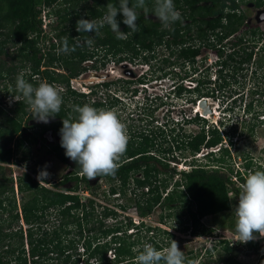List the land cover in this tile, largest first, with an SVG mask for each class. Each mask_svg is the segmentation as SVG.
<instances>
[{
    "label": "trees",
    "instance_id": "1",
    "mask_svg": "<svg viewBox=\"0 0 264 264\" xmlns=\"http://www.w3.org/2000/svg\"><path fill=\"white\" fill-rule=\"evenodd\" d=\"M238 1L173 0L181 19L167 27L163 26L153 13L145 15L142 9H137L138 27L135 32L123 23V15L118 13L117 21L121 31L126 33V38L117 39L116 34L107 25L99 34H95L77 32L76 22L81 17L89 20L101 19L107 11V4L119 7V0H0V54L5 53L4 45L14 46V57L19 61L29 62L28 68L31 71L29 75L45 79L49 84L58 83L63 87V90H59L63 99L59 114L49 117L48 123L37 122L36 125L41 129L35 133L29 131L35 126L29 121L36 119L31 116L22 94L16 92L18 100L14 99L7 109L0 106V264H46L45 256L51 251L45 243L46 238H49L46 240L51 241L57 249L55 259L66 264L65 257L69 258L73 254L64 252L74 247L70 239L63 241L61 237L70 232V227H76L78 234L83 230H94L99 232V236L104 237V240L100 241H93L88 237L81 242V248L86 253L85 264H133L136 253H133L130 244L126 243L124 238L115 234L114 228L111 230L113 233L106 239L110 230L101 221L96 224L90 223L95 203L89 197L82 200L76 192L80 189V183H83V187H91L93 184L80 175L78 164L65 155V149L61 147L60 141L49 144L47 151L70 169L63 172L51 187L41 185L35 177L27 173H21L13 180L2 173L1 163H8L17 152L20 154L18 160L23 159L29 152L27 143L34 140L35 134L41 137L45 130L60 132L63 119L69 118L70 115L75 118L78 115L73 111V106L98 105L86 100L85 93L73 90L68 84L70 78L76 77L84 70L85 65L83 66L82 62L92 57L83 50L87 46V39H92L95 48L100 47L105 50V54L116 57L114 60L117 62L138 54L143 63L150 65L149 61L154 57L157 47L169 50L174 58L167 63L184 73L180 76L181 79L193 72L196 57L201 54L202 48H213L215 54L220 57L227 49L228 52L220 67L226 65L228 61L238 68L247 63L256 64L257 59L254 57L258 53L264 56V44L254 51L253 47L245 46L244 43L250 41L264 43V38L262 39L264 30H259L257 25L242 29L241 26L246 24V15L238 9ZM240 1H249L256 8L264 3V0ZM146 2L150 9L154 6V0ZM132 3L134 0H130V6ZM42 7L50 10L47 15L52 13L56 16L53 24L48 22V31L41 28L39 15ZM85 8L88 14L82 11ZM54 29L55 32L51 31ZM75 36L83 42L77 45ZM230 37L232 38L229 39ZM65 38L69 47L75 46L76 50L57 54ZM223 40L226 44H221ZM52 63L57 66L56 68H60V71L53 69L47 71ZM13 68L12 65L5 66L0 62V73L9 72ZM197 82L196 80L192 88L180 86L179 89L195 93L197 98L209 96L208 91L196 87ZM261 111L264 118V108ZM194 119L195 117L183 118L181 121L185 124ZM221 140L222 137L216 130L210 134L197 133L187 138L183 147L188 148L190 156L187 162L188 169L179 171L170 167L168 162H177L185 158L180 155L170 153L164 156L162 152L156 154L154 150L136 148L126 150L114 177L100 176L95 180L102 179L110 184L108 190L111 194L125 193L130 180L134 183V188L140 189L139 195L133 200L136 215L140 220L135 225L128 223L127 226H130L131 230L132 227L143 225L142 218L151 213L154 207L169 210L167 216L172 214L171 209L180 207L184 208L185 221L188 222L184 229L189 227L192 234H203V229L197 230L200 225L198 216L228 210L230 200L227 188L240 193L233 187L231 177L217 167L194 163V155L200 147L210 148L219 144L216 151H226L225 147H221ZM216 151L208 150L204 155L208 157ZM172 172L177 178L169 185ZM135 173L139 175L133 176ZM115 182L117 183L114 184ZM13 183L19 193L28 195L19 207L13 197ZM132 192L134 193L133 189ZM193 202L197 204L195 210L190 206ZM50 211L53 217L57 218L55 219L57 224L54 226L49 222L47 227H43L50 221L48 220ZM106 214L102 212V215ZM18 221L26 227H21ZM153 229L150 226L145 227V231L150 233ZM122 232L124 233V230ZM161 232L171 236L164 230ZM149 237L144 244L149 242L157 250L163 248L153 240V236ZM166 244L169 245L170 242ZM245 246L247 249L243 252L239 247L226 243L218 247L215 254L211 253L210 248H205V254L197 260L196 256L189 252L190 254L185 257L186 264L189 262L194 264V261L195 264H242L237 260L240 253L257 254L255 264H264V242L249 241ZM108 250L110 251L106 254ZM63 254L64 258L59 260ZM73 262H78V258Z\"/></svg>",
    "mask_w": 264,
    "mask_h": 264
},
{
    "label": "rangeland",
    "instance_id": "2",
    "mask_svg": "<svg viewBox=\"0 0 264 264\" xmlns=\"http://www.w3.org/2000/svg\"><path fill=\"white\" fill-rule=\"evenodd\" d=\"M238 3V9L246 15V24L241 26L242 29L249 28L250 25H257L259 30H264V18L260 17V14L264 12H261L262 9L264 10V3L257 9L249 1L239 0ZM43 11L45 14L50 12L46 7H43ZM82 11L87 12L88 10L85 8ZM49 14L45 15V18L49 16L50 23L53 24L56 16L52 13ZM45 30H49L48 23L45 24ZM51 31L55 32L56 30ZM263 38L264 36H262ZM74 39L77 40V45L83 42L76 36ZM221 44H226L225 40ZM244 44L253 47L255 51L264 43L250 41ZM86 45L83 50H85V54H91L92 57L82 62V65H85L84 70L76 77L70 78L68 84L73 90L85 93V99L89 102L98 103L96 108L116 111L118 118L126 125L129 137L127 150L136 148L154 150L153 152L156 154L162 152L164 156L170 153L180 155L185 158L177 160V162L169 161V166L174 167L177 171L187 170L190 156L188 148L183 147L184 141L194 134H210L211 131L216 130L222 137L221 147H225L226 151H216L219 144L210 148L200 147L194 155V163L217 167L231 177L233 187L239 192L242 190V185L248 174L256 170H264V118L261 116V110L264 108V102H262L264 99V56L258 53L254 57L255 60L257 59L256 64H243L241 68L231 61L220 67L222 66L221 61L228 52L227 49L220 57L215 54L213 48H202L201 54L196 57L193 72L181 79L180 76L184 73L167 63L173 60L174 55L164 48L157 47L154 57L149 61L150 65H146L138 54L130 55L132 56L130 59H122L117 62L114 60L116 57H112L108 53L105 54L104 49L95 48L93 44L89 46L86 43ZM3 49L5 53L0 54V62H3L5 66L12 65L14 67L9 72L0 73V106L7 109L11 102L18 97L15 88L18 75L22 73L25 80L32 83L34 87L46 80L29 75L31 72L28 68L29 62H22L14 57V46L4 45ZM165 58L167 61H162ZM56 67L52 63L47 71L52 69L60 71V68ZM196 80L198 81L196 87L208 91L209 96L197 98L195 93L179 89L180 86L192 88ZM51 85L58 90H63V87L58 83ZM201 98L205 99L204 110H209L205 114L200 107H198L199 110H196L197 101ZM193 100L194 102H192ZM193 117H195L193 121L182 124L183 118ZM37 122V120L29 121V123L35 124L29 131L35 133L41 129L36 125ZM60 140V132L45 130L41 137L35 134L34 140L27 143L29 152L25 157L18 160L20 154L17 152L8 163H1L2 173L12 177L13 180L21 173H27L37 180H44L48 187H51L63 172L70 169L69 166L61 163L47 151L49 144ZM208 150L216 151V153L207 157L204 154ZM41 172H46L47 175L38 179ZM135 175H139V173H135L133 176ZM176 178L177 175L172 172L169 185ZM13 182L15 183V181ZM90 182L93 186L83 187V183H80V189L76 192L82 200L89 197L95 203L90 223L96 224L101 221L110 230L106 239L113 233L111 230L114 228L115 234L124 238L125 242L130 244L131 250L138 246L142 248L147 238H150L149 236H153V240L163 248L169 246L166 244L167 242H171L172 239L176 240L184 256L186 257L190 254L189 252H192L196 256V260L203 257L205 248H210L211 253L215 254L218 247L226 243L239 247L243 252L247 249L245 243H233L235 207L238 204L239 193L233 192L229 188L227 191L230 208L198 216L200 225L197 230L203 229L204 233L192 234L189 227L184 229L188 222L185 221L184 208L180 207L171 209L170 216L166 215L169 210L154 207L151 213L142 218L143 225L132 227L131 230V227L127 226L128 223L135 225L139 220L133 200L139 195L140 189L134 188V183L130 180L125 193L111 194L108 190L110 184L102 179H94ZM14 183L13 197L19 207L28 195L19 193ZM190 206L193 210L197 208V204L194 202ZM102 212L107 214L102 215ZM55 219L57 218L53 217L52 211H50L48 217L50 221L43 227H47L49 222L56 226ZM146 226L153 227V232L145 231ZM21 227L25 228L26 225L22 224ZM162 230L170 233L171 236L162 233ZM69 231L66 236L61 237L63 241L70 239L72 247H74L64 252L73 254L69 258L65 257V262L66 264H85L84 254L86 253L81 248V242L88 237L93 241L104 240V237L99 236V232L94 230H83L81 234H78L76 227H70ZM130 231L132 232L129 233ZM257 237L253 240L254 242H264V238L259 237L258 234ZM46 239L45 243L48 244V249L51 251H48L45 256L44 263L63 264V261L59 262L55 259V254L58 253L57 249L51 241ZM243 254L245 253H240L237 256L239 262L255 264L257 254ZM62 258H64V254L60 256L59 260ZM75 258H78L76 263L73 262ZM92 260L89 259V261Z\"/></svg>",
    "mask_w": 264,
    "mask_h": 264
},
{
    "label": "clouds",
    "instance_id": "3",
    "mask_svg": "<svg viewBox=\"0 0 264 264\" xmlns=\"http://www.w3.org/2000/svg\"><path fill=\"white\" fill-rule=\"evenodd\" d=\"M137 9H142L145 15L153 13L165 27L181 19L173 0H154L151 9L146 0H134L131 6L130 0H119V7L108 3L105 15L99 20L78 19L76 31L99 34L107 25L117 39L126 38V33L120 29L117 15L122 14L123 23L135 32L138 27ZM92 42L91 39L86 41L89 46ZM75 50L76 47H69L65 38L57 54ZM15 88L22 94L31 116L38 122L48 123L49 117L59 114L63 99L55 86L41 82L34 87L21 73L16 78ZM73 111L78 115L63 119L60 129V144L65 149V155L78 164L80 175L89 181L100 176L114 177L120 167L121 157L127 150L129 137L126 125L114 110L98 109L85 104L73 106ZM46 175V172H41L37 178ZM235 217L233 243L253 241L258 238L257 234L264 238V170H256L246 176L238 195ZM132 251L136 253L133 264H186L184 253L174 239L161 250H157L151 243H145L142 248L138 246Z\"/></svg>",
    "mask_w": 264,
    "mask_h": 264
},
{
    "label": "built area",
    "instance_id": "4",
    "mask_svg": "<svg viewBox=\"0 0 264 264\" xmlns=\"http://www.w3.org/2000/svg\"><path fill=\"white\" fill-rule=\"evenodd\" d=\"M45 8V7H44ZM42 12V13H41ZM40 18H41V28H42V30L43 31H46L45 30V24L46 23H48V22H50V18H49V16L48 17H46L45 18V15H47V14H45V12L43 11V7L41 8V11H40ZM44 19H46V20H44ZM38 182L41 184V185H43V186H47L48 187V184L46 183V182H44V180H38ZM138 218V217H137ZM139 219V218H138ZM140 220V219H139ZM138 220V221H139ZM138 221H137V223H138Z\"/></svg>",
    "mask_w": 264,
    "mask_h": 264
},
{
    "label": "water",
    "instance_id": "5",
    "mask_svg": "<svg viewBox=\"0 0 264 264\" xmlns=\"http://www.w3.org/2000/svg\"><path fill=\"white\" fill-rule=\"evenodd\" d=\"M204 104H205V99L201 98L200 100L197 101V106L201 108V110L203 111V114H205L207 111L209 110H204Z\"/></svg>",
    "mask_w": 264,
    "mask_h": 264
},
{
    "label": "flooded vegetation",
    "instance_id": "6",
    "mask_svg": "<svg viewBox=\"0 0 264 264\" xmlns=\"http://www.w3.org/2000/svg\"><path fill=\"white\" fill-rule=\"evenodd\" d=\"M252 4V3H251ZM253 6V5H252ZM254 7V6H253ZM254 8H256V7H254ZM257 9V8H256ZM262 11H264L263 9L261 10V12ZM260 17L261 18H264V12H262L261 14H260ZM196 110H199V108H198V106H196Z\"/></svg>",
    "mask_w": 264,
    "mask_h": 264
},
{
    "label": "bare ground",
    "instance_id": "7",
    "mask_svg": "<svg viewBox=\"0 0 264 264\" xmlns=\"http://www.w3.org/2000/svg\"><path fill=\"white\" fill-rule=\"evenodd\" d=\"M206 116V115H205Z\"/></svg>",
    "mask_w": 264,
    "mask_h": 264
}]
</instances>
